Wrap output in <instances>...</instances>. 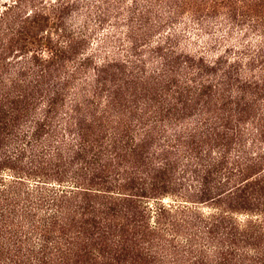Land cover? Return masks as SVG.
Instances as JSON below:
<instances>
[{"label": "rangeland", "instance_id": "1", "mask_svg": "<svg viewBox=\"0 0 264 264\" xmlns=\"http://www.w3.org/2000/svg\"><path fill=\"white\" fill-rule=\"evenodd\" d=\"M200 81L206 87L189 94ZM210 89L220 92L208 95ZM241 95L255 100L256 110L229 116ZM258 108L264 0H0V174L22 176L33 204L51 197L45 186L67 194L60 199L63 250L48 248L39 264H264V213L257 208L264 194L251 201L255 209L232 212L201 201L200 179L181 170L189 145L217 150L228 143L233 151L238 124L244 157L260 160L250 179H260L264 137L252 123ZM116 144L125 145L117 161ZM91 156L101 159L91 163ZM141 156L160 160L140 167L144 177L158 162L178 160L175 173L155 182L165 190H154L148 177L137 201L115 206L103 192L82 200L88 189L110 188L111 201L119 190H138L135 179L123 189L114 178ZM222 209L241 229L263 221L261 230L245 232L242 255L226 260L218 247L228 237L206 234L202 218ZM20 210L10 218L22 220ZM2 212L9 214L0 208V218ZM14 258L11 264L26 262V255Z\"/></svg>", "mask_w": 264, "mask_h": 264}, {"label": "trees", "instance_id": "2", "mask_svg": "<svg viewBox=\"0 0 264 264\" xmlns=\"http://www.w3.org/2000/svg\"><path fill=\"white\" fill-rule=\"evenodd\" d=\"M202 86L205 85L203 82L200 81L196 85H193L191 88H187V92L189 94H192V92H196L198 89L202 90ZM213 86L217 87V84ZM210 90H212V93L209 92L208 95L214 94L215 97L216 93L220 92L216 91L217 89L215 91L213 89ZM203 93H206V91ZM240 99H243L242 103H240L239 99L233 101L236 104V108L234 109V113L230 112L229 116L233 117V115L237 114V112L240 116L242 113H247L250 110H256V105H254L255 100H247V98L245 99L243 95L240 96ZM260 109L261 108H258V111L254 112L252 117V123L255 122L254 127L257 131V133H255L256 137L259 135L264 137V108H262L261 110ZM157 112L160 111L157 110ZM161 112L164 113V111L162 110ZM241 119V117L237 118V120ZM232 129H234L231 136L234 140L231 141V143H234L233 151L230 150L231 146L228 143H223L221 146L218 147L217 150H212L211 148L199 150L198 148H196V146L191 147L189 145V148L187 150L189 154L186 157L188 162H185L181 170L185 174H192L194 176V179H197L198 181L200 179V187L198 188L197 193H200L199 195L201 196V201H214V203L219 205H227L231 208L232 212L238 211L239 209L251 210L253 208L252 206H250L252 205L251 201H253L254 199H260L258 196L260 194H264V174L260 177V179H250V169L256 166L260 160L251 161L247 160V158L244 157L249 156L247 151L242 147L244 140V128L238 124H235ZM127 131L129 132V130ZM119 133V131L114 132L115 135ZM255 136L253 139H255ZM109 143L110 142H108V144ZM138 146H140L141 149L143 145ZM114 148H119L116 155L117 161V158L122 155L119 154V151L124 150L125 145L116 144ZM83 149H85V146ZM233 152L234 154H232ZM230 156H236V158H233V160H231ZM146 157L150 160L146 161ZM99 159H101L99 158V156L90 157V161H92L91 163H96L95 161L98 162ZM136 159V164L131 166V172H128L125 168V171L122 173L118 172V178L114 179L116 181H119L118 185L120 186V188L123 189H128L129 187H126L128 184L132 186V181H134L135 179L136 181H138V184H136V187L139 188L138 190H135L134 186L130 188L133 189L132 192H125L119 190L117 195L119 197H116L114 199L113 196L112 201L113 199L114 201L112 202V196L108 194L110 193L109 191H111L110 188H97L98 190L95 194H91L90 191L92 189H88L85 190L87 192L84 193V198L82 200L86 202L89 195H92L93 197H98L100 196V194L97 193L103 192L101 196L107 198V201H110L113 205L117 206L119 204L117 203V200H119L118 202L122 201L126 204L129 199L136 200L133 199V196L143 195V193L138 192L141 189H145L143 186V183L147 182L145 178H151L153 189L160 192V190H165V186L160 185L159 181H165V178H163L165 174H170L171 172L173 173L178 169L176 165L175 167L173 166V163H175L176 161L178 162V160L174 161L170 158H167L162 162H158L160 163L159 165L156 164V166H151L149 171H144L148 174V177H144L139 173L140 167H143V165H148L147 163L150 162L152 164L156 163L160 160L154 156H141L139 158L137 157ZM120 163L122 164V162ZM192 166L194 167L192 168ZM263 169L264 167H260L259 173L263 172ZM137 171L138 174H136ZM122 174L124 176L119 179ZM185 174H181L182 178L183 176L185 177ZM12 177L14 178H9L8 176L0 174V208H2L5 213H9L6 215L2 212L0 218V264H11L10 262L12 261V258L16 257L18 259L20 255H26V262H24L25 264H39L42 258L41 255L46 256L48 248H56L59 251L63 250V247L61 245L62 241L60 240V232L62 231V229H60V225L63 221V212L60 208V199H62L63 201L64 197H67V194L63 189L60 190L59 188H49L45 186V190L52 192L50 193L51 197L48 198L47 196L43 199V201L39 202L38 204L36 202L35 204H33V201L31 200L32 198L30 197L31 187L29 185H26L22 176L12 175ZM102 181L106 183L108 180L102 178ZM155 182L159 183L155 184ZM36 183L41 184L40 181ZM209 183L213 184L209 185ZM37 186L39 187V185ZM20 201H22V204H20ZM46 202L49 203V206L44 209V206H46ZM88 204L90 206L91 203ZM88 204H85V207L83 206V204L81 206L82 208L86 209ZM54 205H57L56 208L53 207ZM17 206L21 207V210L19 212L17 211L16 214H18L22 220L10 218V215L16 211V208H18ZM91 206L95 207L96 205L92 204ZM160 207L162 210L165 209V207ZM257 208L261 209L262 213H264V208H260L259 205L257 206ZM36 209H44L43 214L37 215L34 211ZM229 213V210L222 209L221 212H213L208 215L202 214V218L204 217V220H206L204 226L206 234L208 233V235L210 236L211 233L218 232L221 236H224L226 234V236L228 237L226 240L229 241L227 245L223 244L219 247L218 244L215 245L216 248H219L218 250L220 251L221 256L225 260L228 259L230 253L237 252L238 256H241L242 252H238V250L241 248L239 246V242L242 241L245 237V232L249 230V226H253L255 230L257 228L261 230L263 226L261 225V223H263L264 221V218H262L263 221L261 220L260 222L250 220L248 222V225L241 229L242 227H240L236 221L234 222L232 216L229 215ZM30 215L33 216L34 220L32 219L25 221L29 229L24 230V227L26 226H23V220L28 218ZM221 229L222 231H220ZM226 229L227 231L225 233ZM229 234H231L232 236ZM256 256L257 258H259L260 255L256 253ZM193 263L196 262L193 261Z\"/></svg>", "mask_w": 264, "mask_h": 264}]
</instances>
